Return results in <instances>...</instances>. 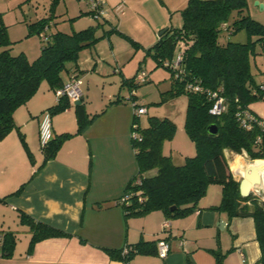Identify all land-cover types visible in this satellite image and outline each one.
Masks as SVG:
<instances>
[{
  "label": "trees",
  "instance_id": "1",
  "mask_svg": "<svg viewBox=\"0 0 264 264\" xmlns=\"http://www.w3.org/2000/svg\"><path fill=\"white\" fill-rule=\"evenodd\" d=\"M247 8L248 0H188L180 11V26L167 29L146 50L156 67H164L171 76L170 89L161 94L158 104L181 96L186 98L183 130L194 144L195 152L180 159L164 154L163 145L174 137L175 124L168 118L150 117L147 126L141 127L135 114L132 126L135 124L137 127L131 128V132H136L137 138L131 136V144L138 170L116 203L123 207L126 217L161 211L170 220L196 211L208 187L218 185L221 187V200L210 209L225 212L229 219H253L261 250L259 263L264 264V202L253 193L246 197L240 195L239 182L230 172L231 169L238 171L235 161L239 156L229 166L224 154L227 150L236 155L245 154L251 161L264 160V120L249 109V105L264 97V83L256 81L251 64L255 56H264V24L246 15ZM50 19H42L31 27L37 33L41 30L47 32ZM98 27L99 24L70 33H47L45 39L42 38L45 46L36 58L30 60L23 53H10L7 27L0 17V139L14 128V110L25 104L43 82L52 89L62 84L63 72L76 75L74 67L79 52L96 44L99 38L95 36V30ZM113 31L126 38L135 50L141 49L140 44L117 31L116 27H112L108 34ZM239 32L246 35L244 43L219 41L223 34L231 36ZM177 55L180 57L179 64L173 67ZM69 64L73 68H68ZM141 71L144 70L140 64L136 75L125 80L124 84L136 87V83H145L146 80L136 81ZM193 84L199 87L198 91L187 88ZM219 98L222 99L221 111L213 115L210 110ZM129 100L131 105L134 102L137 107L140 106L136 94L131 95ZM66 101L62 98L47 110L51 117L66 109ZM247 115L252 118L249 120ZM243 121L248 122L246 127ZM212 124L217 127L214 135L208 131ZM59 144L60 141L53 138L45 148L40 149L44 161L54 155ZM151 171L154 174L147 175ZM21 190L22 186L12 195H18ZM0 200L4 201V198ZM19 219L31 232L28 252L37 242L69 236L23 213H19ZM0 235V258L9 259L16 245L15 235L12 232ZM157 241L106 251L112 258L129 264L135 255H156ZM146 244L150 246L145 248ZM124 249L128 253L123 257ZM215 257L216 264H221L223 256L216 254Z\"/></svg>",
  "mask_w": 264,
  "mask_h": 264
},
{
  "label": "crops",
  "instance_id": "2",
  "mask_svg": "<svg viewBox=\"0 0 264 264\" xmlns=\"http://www.w3.org/2000/svg\"><path fill=\"white\" fill-rule=\"evenodd\" d=\"M187 1L172 0L171 4L175 10H182ZM103 4L107 10L104 21L111 23V7L105 1ZM120 4L123 13L116 16L114 8ZM124 8L123 0L113 6L117 20L124 15ZM79 21L74 20L73 25ZM77 30L80 29L75 28ZM143 38L146 41L148 37ZM141 40L139 42H144ZM148 40L149 45L137 42L144 54L155 42L153 37ZM141 49H134V52ZM113 54H117L115 62L124 56L118 50ZM140 55L136 54V57ZM136 59L138 61L140 57ZM144 59L138 62L136 73ZM94 61L88 53L78 56L74 70L81 81L83 100L79 104L66 101L65 110L52 114L54 140H59L60 144L50 159L44 161L40 151L38 125L41 114L57 103L55 92L66 85L71 74L69 71L63 72L60 86L51 89L43 82L25 104L17 107L12 114L14 128L0 139V199L4 198V201L0 200L1 209H4L0 217V234L12 232L16 238L13 254L9 259L0 258V264H121L106 249L117 250L141 242L154 244L159 239H168L170 243L171 250L166 259H159L152 253L138 254L130 259L129 264H216V254L223 256L221 264H260L261 250L253 219H229L225 212L210 209L219 204L216 203L218 198L221 200L218 185L209 186L198 209L185 217L167 220L161 211L126 217L123 207L116 201L125 193L138 170L131 144L135 111L128 98L124 99V89H121L129 78L123 76L120 80L119 76L110 75L103 60ZM68 68L73 65L69 64ZM100 83L109 85L102 95V104L105 105L89 111L86 101L90 89ZM180 98L186 100L185 96L177 99ZM249 109L264 120V97L249 105ZM191 147L189 144L188 150H192ZM224 154L226 159L228 154L231 155L230 161L227 160L230 166L236 156L227 150ZM168 155L173 156V153ZM237 156L241 165L238 171L242 172L251 160L243 155ZM230 172L234 179L236 176L238 181L241 180L239 174L232 169ZM21 186V192L12 195ZM19 213L69 236L37 242L28 252L31 232L20 221ZM166 221L169 225L163 229ZM20 244L24 256L22 253L15 255ZM149 246L146 244L145 248Z\"/></svg>",
  "mask_w": 264,
  "mask_h": 264
},
{
  "label": "rangeland",
  "instance_id": "3",
  "mask_svg": "<svg viewBox=\"0 0 264 264\" xmlns=\"http://www.w3.org/2000/svg\"><path fill=\"white\" fill-rule=\"evenodd\" d=\"M103 1H105L108 7H111L109 8L111 23L105 22L104 20L92 19L88 14L89 9L85 1L0 0V17L3 24L7 27V39L10 43V53L12 55L23 53L28 59L33 60L39 55L42 47L45 46L42 36L47 33L50 34L56 31L70 33L75 31V28L82 30L89 26H96L99 24V27L95 30V36L99 38L98 41L93 47L83 49L80 54L84 55L88 53L95 61L103 60L102 63L110 69V75L119 76L120 80H122L123 76L129 79L134 77L136 75L138 62H142L143 58H145L144 64L141 65L147 75L146 82L136 83V87H130V85L125 84V86L121 88L122 91L124 89L123 97L125 100L127 98L129 100L131 94L134 92L138 104L147 109V113L136 120L138 123L140 122L139 125L141 127L147 126L150 117L168 118L175 124L176 133L170 141L164 143V154L167 155L171 152L175 158L192 155L195 152L194 144L188 139L183 130L186 100L180 98L170 101L167 104H158L162 97L161 94L170 89V72L162 66L156 67L155 61L147 54H144L142 49L138 52H134V49H131V43L119 33L113 31L108 34V31L112 27H118L117 29L119 32L133 41L149 45V37L155 38L156 42L157 37L163 30L176 28L181 24V10L174 9L175 6L171 4L172 0H123L125 2V12L124 15L117 20L112 8L116 3H120L122 0ZM256 1L264 5V0H248V8L245 13L253 20L264 24V7L255 5ZM182 8H184V6H182ZM47 18H51L50 28L47 32L41 30V32L37 33V31L31 27L38 21ZM76 19L80 21L74 26L73 23ZM143 37H148L146 40L147 42L143 40ZM141 39L144 42H139ZM219 41L221 43H226L227 41L244 43L246 41V35L244 32H239L231 36L223 34L219 38ZM155 42H153L152 45H154ZM114 50H118L119 54H124V56L118 58L117 62H115L117 54H113ZM128 50L131 51L128 52ZM257 50H260V48H257ZM136 54H141L138 56L140 57L138 61L136 59L138 58ZM94 62H92V66ZM251 64L252 71L256 75V81L264 83V56H255ZM120 72L122 75H120ZM107 89H109V85L104 86L102 83L98 84L94 89H90L86 101L89 111L98 110L101 108V105H105L102 104L104 101L102 100V95ZM106 102L107 101H105V103ZM189 144H191L192 150H188ZM230 156L231 155L228 154V161L231 159ZM233 156L237 155L233 153ZM252 162L253 161H251V163ZM234 172L240 174L239 171ZM235 180L239 182L236 176ZM256 196L261 197V195ZM216 201V203H219L220 198ZM1 208L0 206V217L2 213H4V209ZM6 217L7 222H9L8 218L10 219V217L7 213ZM21 248L22 245L20 244L15 251L16 256H19L20 253L24 256Z\"/></svg>",
  "mask_w": 264,
  "mask_h": 264
},
{
  "label": "built area",
  "instance_id": "4",
  "mask_svg": "<svg viewBox=\"0 0 264 264\" xmlns=\"http://www.w3.org/2000/svg\"><path fill=\"white\" fill-rule=\"evenodd\" d=\"M79 1H85L88 9H89V15L94 20H105L107 10L103 7V1L102 0H79ZM114 12L116 15H121L123 13V5L120 4L117 7L114 8ZM46 29V28H45ZM43 39H45L44 36H42ZM180 57L179 55L176 56V58L173 61V67L178 66ZM146 80V74L144 71H141L136 76L137 82H144ZM187 88L189 90L198 91L199 87L196 85H188ZM56 95V101L59 102L60 99L65 98L70 102H80L83 100V90L81 87V81L78 78L77 75H70L68 82L65 86L59 88L55 92ZM135 93L133 92V94ZM133 108L135 107V114L136 116H141L146 114L147 110L143 106L137 107L136 104L133 102ZM222 108V99L219 98L216 100L213 108L210 110V113L213 115L219 114ZM247 118L250 120L252 117L250 115H247ZM242 124L246 127L248 125L247 121H243ZM137 125H133L132 128L135 129ZM131 136L133 138H137V133L132 132ZM54 135L52 131V124H51V114L49 111H44L41 114V118L38 125V142L39 147L42 150L46 147V145L53 140ZM243 156L246 157L245 154ZM261 180L260 184L258 185L259 191L258 192H252L255 195H261V201L264 202V174L260 175ZM168 222H164L163 229H166L168 227ZM171 250V246L168 240H159L156 243V256L160 259H166L169 252ZM128 253L127 249H124L122 251V256L124 257ZM121 264H128V262H122Z\"/></svg>",
  "mask_w": 264,
  "mask_h": 264
},
{
  "label": "water",
  "instance_id": "5",
  "mask_svg": "<svg viewBox=\"0 0 264 264\" xmlns=\"http://www.w3.org/2000/svg\"><path fill=\"white\" fill-rule=\"evenodd\" d=\"M255 5H259L260 7H264V5L259 2H255ZM167 29L163 30L159 35H162ZM77 102L76 104H79ZM209 134L214 135L217 132L216 125L212 124L208 127ZM259 172V168L255 165L254 161L249 164L246 169L240 172L241 180L239 181V192L242 197L248 196L251 192H258L261 177Z\"/></svg>",
  "mask_w": 264,
  "mask_h": 264
},
{
  "label": "bare ground",
  "instance_id": "6",
  "mask_svg": "<svg viewBox=\"0 0 264 264\" xmlns=\"http://www.w3.org/2000/svg\"><path fill=\"white\" fill-rule=\"evenodd\" d=\"M240 160V159H239ZM239 160H237V161H235V163H236V167H237V169H240L241 170V165H239L240 164V162H239ZM255 165L259 168V171H261V172H259L260 174L262 173V174H264V161H257V162H255ZM243 167V166H242ZM235 173V172H234ZM236 175H238L239 173L237 172V173H235Z\"/></svg>",
  "mask_w": 264,
  "mask_h": 264
}]
</instances>
